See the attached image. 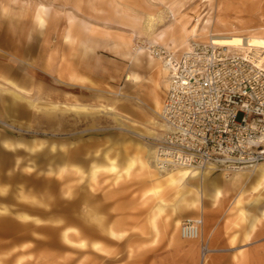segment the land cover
I'll list each match as a JSON object with an SVG mask.
<instances>
[{"label": "rangeland", "instance_id": "1", "mask_svg": "<svg viewBox=\"0 0 264 264\" xmlns=\"http://www.w3.org/2000/svg\"><path fill=\"white\" fill-rule=\"evenodd\" d=\"M263 18L264 0H0V264H160L178 241L198 244V264L240 262L247 205L264 189L221 188L215 202L225 172L159 168L154 95L168 87L148 50L180 59L211 35L264 38ZM9 36H23L21 53ZM151 151L155 170L142 163ZM188 219L202 220L197 240L181 236Z\"/></svg>", "mask_w": 264, "mask_h": 264}, {"label": "built area", "instance_id": "2", "mask_svg": "<svg viewBox=\"0 0 264 264\" xmlns=\"http://www.w3.org/2000/svg\"><path fill=\"white\" fill-rule=\"evenodd\" d=\"M152 51L166 54L162 47ZM169 66L172 77L161 112L165 129L156 142L157 159L163 161L159 167H213L231 174L263 164L262 51L194 43ZM201 229L202 220H185L181 236L197 240ZM206 251L204 246L203 257Z\"/></svg>", "mask_w": 264, "mask_h": 264}, {"label": "crops", "instance_id": "3", "mask_svg": "<svg viewBox=\"0 0 264 264\" xmlns=\"http://www.w3.org/2000/svg\"><path fill=\"white\" fill-rule=\"evenodd\" d=\"M36 18L39 21V24L41 28L44 27V19L42 18L41 12H38L36 14ZM17 21V20H16ZM19 21L15 22V25H19ZM41 28H34V36H37L41 32ZM75 36L72 34V27L68 30V34L66 36L67 41H72V39ZM8 44H19L16 48L17 52L21 53V45L20 44H26L23 36H16L15 39H13L12 36H9L7 40ZM119 44H128L127 42H118ZM117 46V44H114ZM128 47V46H127ZM171 47H169L170 49ZM128 49V48H127ZM139 54H143V51L138 52ZM125 55H130L131 53L129 51H126L124 53ZM137 57V56H136ZM149 57L148 60V66L151 67L154 70H157V75L163 77L164 79V85L168 87V83H166L167 79L170 76V72L166 70L165 66L163 67L161 64H163L162 60H150ZM140 59L137 57L136 61H139ZM72 79L79 82L81 85H90L93 84L92 81H90L88 78L84 76H74L71 75ZM129 81H132L135 84L141 83L140 78L136 75H130L128 79ZM161 80V79H160ZM154 101L161 102L163 105V101L159 99L157 96V93L154 95ZM155 105V102H154ZM162 108V107H161ZM156 109V106L154 107ZM161 111V110H160ZM162 128L165 129L164 124L161 122L160 125ZM143 137V135H142ZM143 153V152H142ZM147 153H149L147 155ZM150 156V157H149ZM154 152H145L143 154V157L146 159V161H143V166L150 170H155L154 167H150L148 165V161L150 158L153 159ZM151 159V160H152ZM257 170L253 173L248 172H240L231 174L229 179L224 182L222 185L223 187H216L215 183H212L210 186H212L214 192V201H219L223 195V191L221 188H224V192L226 194L231 193H238L240 192L241 195H244L246 192H253V190L259 191L260 189H264V163L257 166ZM112 170L116 169V166L111 167ZM213 171V170H212ZM239 175V176H238ZM236 179V180H235ZM164 180L166 183L171 185L169 183V178L164 177ZM233 183L236 185H233ZM240 183V184H239ZM184 184V183H183ZM181 182L176 183L171 186H177L179 188L184 187ZM207 186V185H206ZM205 187V186H204ZM203 187V188H204ZM228 197V195H227ZM248 212L252 214L253 218L250 221V224L243 228L242 231V247L240 250H237L234 254L237 255L236 258H241V261L236 264H264V199L262 198V195L257 197V199L253 200L251 203L247 205ZM205 221H206V227L205 231H209L212 225V219L210 218L209 214H205ZM261 222L262 225H256V222ZM257 227V228H256ZM112 235L115 233L111 231ZM66 239L72 242L68 236H66ZM97 244H95L96 246ZM175 249L171 250L167 256H163L162 262L160 264H198L199 259V246L197 243H182L177 242L174 246ZM209 253L212 251L209 248ZM232 255H227L224 258H233ZM219 258H223L222 256H215L214 261L212 264H220L224 263L223 261H219ZM129 264H139L137 261H131ZM148 264V262L146 263ZM204 264H207L206 260ZM229 264H233V262H230Z\"/></svg>", "mask_w": 264, "mask_h": 264}, {"label": "bare ground", "instance_id": "4", "mask_svg": "<svg viewBox=\"0 0 264 264\" xmlns=\"http://www.w3.org/2000/svg\"><path fill=\"white\" fill-rule=\"evenodd\" d=\"M264 20V18H263ZM155 24H156V20L155 18L151 17L150 18V21L148 23V28L150 31H152L154 28H155ZM209 41L210 42H213L214 45H219V46H223V47H229V48H234V49H245V50H251V51H258V52H261L264 54V38L263 37H248V36H232V35H211L210 38H209ZM193 42V41H192ZM190 43L192 44L191 45V48L186 52V53H189L190 50L192 49L194 43ZM165 51H166V54L165 55H155L152 51V48L148 50L149 52V56H150V60H162L163 61V64L166 68V70H168L170 72V79L172 77V70H171V67L169 66V64L173 61V60H176L175 57L171 56V54H168L169 53V49H167V47H162ZM165 53V52H164ZM170 79L168 78L166 83H168V86H169V83H170ZM130 80V78L128 79V81ZM155 100V99H154ZM155 102V106H156V109L155 111L157 113H159V117H160V120H161V112H162V108H163V105L162 103L160 102H157V101H154ZM162 107V108H161ZM161 110V111H160ZM162 122V121H161ZM156 161L159 162L158 164L162 163L163 161H161V158H158L156 157ZM153 162L151 161V158L149 159L148 161V165H153L152 164ZM160 169L162 167H159ZM258 167H254V169L252 170H245V169H242V170H238L236 172H233L231 174H235V173H240V172H248V173H253L257 170ZM188 170L189 172H187L185 174V176L189 175V177L193 178V179H196L200 176H205V177H208L209 174L212 172V170L214 171L215 168L213 167H210V168H207V169H203V170H196V169H188V168H179V167H174L173 169H170V170ZM162 170H167L168 169H162ZM231 174H225L227 176V178H229V176ZM239 176V175H238ZM236 180V179H235ZM240 184V183H239ZM233 185H235L233 183ZM236 186V185H235ZM209 248L207 247V251L205 252V254L207 252H209ZM206 255H204L205 257Z\"/></svg>", "mask_w": 264, "mask_h": 264}]
</instances>
